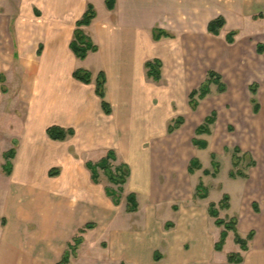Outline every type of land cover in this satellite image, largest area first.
<instances>
[{
  "label": "crops",
  "instance_id": "0c3cea01",
  "mask_svg": "<svg viewBox=\"0 0 264 264\" xmlns=\"http://www.w3.org/2000/svg\"><path fill=\"white\" fill-rule=\"evenodd\" d=\"M253 2L255 0H117L115 8L109 10L106 0H0V144H6L2 140L6 130L8 135L12 130L15 133L22 131L23 135L22 141L15 145V137L11 136L8 148L0 146V163L3 165L0 178L8 194L10 215L0 217L7 222L5 226L0 223V232H4L0 239V264H59L69 251L66 249L68 242L84 227L94 224L95 228L88 230V234H80L84 235L77 249L80 257L89 234L93 235L99 226L103 229L109 225L115 227V212L126 210L128 215L137 217L141 199L146 206L143 221L153 225L155 231L154 246L148 253L152 262H214L195 261L192 256L196 246L189 255L182 251L184 242H194L193 238L189 239L194 231L188 226H195L199 217L205 222V218L193 210L185 209L184 212L181 208L176 212L174 204L193 200L201 183L206 187L202 181L194 184L193 176L200 171L189 174L191 161L197 159L193 154L196 138L188 142V134L184 131L188 122L183 115L189 111L190 94L203 85L209 71L223 75L224 82L225 66L231 68L237 62L242 64L254 42L260 55L258 46L262 44L258 40L264 35L262 38L260 34L256 36L259 30L251 23L257 16L253 15L257 10ZM89 5L95 8L97 15L90 26L81 30L98 51L79 60L70 46L77 23ZM219 17L225 19L226 25L219 37H213L208 27ZM156 29L173 38L155 41ZM233 31H238L239 35L235 43L229 45L226 36ZM153 61L162 63L159 82L147 75L146 64ZM78 70L91 74V84H83L73 77ZM101 73L106 79L105 95L112 108L110 115L105 114L102 100L96 93ZM14 81L17 89L12 92L9 84ZM3 87L7 92H3ZM214 87L217 86H211ZM250 87L249 102L252 105ZM230 91L227 87L226 93ZM234 95L238 99V92ZM208 97L192 113L201 112V103ZM256 98L260 112L255 114L252 107L258 116L264 113L260 88ZM234 104L237 105L238 100ZM19 109L22 118L16 116ZM205 116L194 134L209 117ZM178 118H183L184 124L169 134V127ZM52 127L72 129L75 135L62 142L54 141L47 134ZM212 127L211 135L203 136L211 137ZM202 141H206L209 148V142ZM13 149L16 154L11 161L12 174L8 176L5 157ZM110 152L116 155V161L112 162L114 168L126 165L129 169L119 206L107 196L106 189L111 187L94 184L87 168L88 163H98ZM133 154L140 157L138 165L131 166ZM252 169L255 168L245 172L247 179L232 180L246 184L251 203L260 206L256 212L252 205L253 210L250 207L248 215L259 218L260 222L246 223L244 230L248 235L254 231V240L249 243L248 251L240 248L233 254L243 257L242 264H264V173H251ZM55 171L59 175L51 177L50 173ZM100 174L107 178L104 172ZM219 176L220 173L216 178L208 177L218 180ZM19 184L32 188L33 201L24 205L19 202ZM118 189L119 186L114 190ZM125 191L128 196L136 195L139 204L136 213H128V201L125 207L122 200ZM209 197L208 194L207 199ZM165 207L172 208L176 220L162 224L159 213ZM81 210L82 214L78 215ZM237 219L239 232L243 227ZM169 224L175 226L173 233L167 228ZM70 229L71 237L64 238ZM122 237L119 238L125 243V236ZM208 240L212 241L209 237ZM209 242L208 250L213 259ZM109 243L106 254L113 247V243ZM46 247L50 248L47 252ZM225 247L222 252H217L214 246L215 255L224 254ZM77 253L69 264L78 260ZM122 263L126 262L120 258L119 264Z\"/></svg>",
  "mask_w": 264,
  "mask_h": 264
},
{
  "label": "rangeland",
  "instance_id": "374dc122",
  "mask_svg": "<svg viewBox=\"0 0 264 264\" xmlns=\"http://www.w3.org/2000/svg\"><path fill=\"white\" fill-rule=\"evenodd\" d=\"M253 3L257 6V10L254 11L253 15L258 16L259 13H264V0H255ZM38 13L40 14L38 15L40 17L41 12L38 11ZM253 20H251V23H254L259 30L256 36H259L260 34V38H262V35H264V20H254L255 22ZM258 42L264 45V38H262V40L259 39ZM232 54L233 57H237L236 53ZM229 66L230 65H226L223 72L225 74L224 82L231 91L226 94H219L217 91L218 87L211 88L213 89L212 95H210L205 102L201 103L202 110L200 109V114L199 112L192 113L193 111L189 108L188 113H184L183 115L188 122L186 123L188 128L184 129V131L186 130V133L188 134V142L190 143L191 139L196 138L198 140H207L210 144L209 148L205 151L199 150L196 147H194L193 150L194 156L199 159L203 166V170L193 176L194 184H199L201 181L204 182L206 186L205 188L209 192L210 197L204 201L196 198H193V200L189 199L187 202L181 201L184 204H174V210L176 212L180 211L181 208L184 212L185 209L187 211L193 210L196 215L201 214L200 216L205 218L206 223L203 222L204 220L202 217H199L200 219L196 221L197 223L195 226H188L190 230L194 231V233H192V237L189 236V239L193 238L194 242L196 241L197 244L191 241H186L182 245V251L184 254L189 255L196 246L192 258L195 259V261H214L207 264H219L216 262L222 261L223 262L221 264H228L227 258L229 254L240 251V247L234 241V234L229 233L224 254L220 253V256L217 255L218 257L215 255L213 248L219 241L221 233L224 229H220L215 226V219L209 217L208 209L211 203L219 205L225 195L230 196V206H232V210H221L220 219L229 222L232 218H239L241 226L243 227L242 229L241 227L239 228V234L244 239L248 236V232L246 229L244 230V226H247L246 223L258 224V222H260L259 218L248 215L250 207L252 209L254 205L251 203L250 198L247 195L246 184L232 180L230 178V172L234 170L232 157L235 153V148H240L242 151L239 154V157L242 158V162L239 166L240 169L247 172L249 168H255L251 170V173H264V113L262 115L260 113L258 116L253 113V107L249 102L251 96L248 91L251 85L257 84L259 85L258 87L260 88L262 99L264 97V54H257L256 43L254 42L249 50L247 58L242 64L237 62L235 65L236 69L234 68L235 66L231 68ZM237 80L238 82L240 80V83L238 85H234ZM9 87L12 92L16 91V82H10ZM236 92L239 94L238 99L237 96L234 95ZM235 98L238 100L237 105L234 104L235 101L237 102ZM212 111H216L218 114V122L214 127H212V136L197 137L193 133L196 126L200 123L199 121L202 118L206 117L205 115L209 116ZM16 116L17 118H22L23 115L21 109L18 110ZM9 134L10 135H8L7 130L3 132L4 138L2 140L5 141L4 143L8 144H0L3 149L8 148L11 136L15 137V139H13L15 140L13 141L14 145L17 142L19 143L22 141V131L15 133V130H12ZM151 147L152 146H150L149 149H152ZM212 154L217 155V161L221 165L218 180H214V178L204 175L205 170L213 172ZM139 157L140 155H131L130 165H136L139 161ZM2 159L4 160V158ZM253 162L256 163V167H251ZM0 169L3 170V165L1 163ZM100 184L105 185V187L110 186L113 189H117V186L109 183L108 178H106L103 174H101ZM133 185L134 182L133 184H130V188L133 187ZM133 190L134 189H132V192H134ZM18 191V200L23 203V205L27 202L33 201L35 198V195L32 194V188L27 185L19 184ZM128 194L129 193L125 191V197L123 196L122 199L123 202H125V207H127L126 197ZM7 196L8 194L5 190V185L2 183V179L0 178V217L3 218L10 217L7 203L9 199ZM142 200L143 199L139 202L141 211L137 217L128 215L126 210H123L115 212V227H111L109 225L107 229H103L100 226L97 227L96 225L97 228L94 230L95 233L93 235L89 234L86 238V242L80 250V257L79 252L77 253L78 248H76V252L74 253L75 256L77 253L78 260H76L73 264H119L120 258H123L126 263L156 264L152 262L153 259L151 256L150 259L148 258V253L154 246L155 231L153 225H149V223L143 221L146 206ZM257 205V209L259 211L260 206L259 204ZM168 208L169 207H165V209L159 213V222L162 224L176 220V213L172 210V208ZM82 212L83 210L79 211L78 215L82 214ZM83 229H85V227ZM71 230L72 229L66 232L64 238L71 237ZM170 230V232L173 233V231H175V226L171 227ZM88 232L89 231L87 230L85 234H88ZM3 233L0 232V239ZM84 235H80V233H78L76 238H84ZM122 236H125V243H123L124 241H121V238H119ZM208 237L210 240L217 242H209ZM100 238L102 239L99 240ZM75 239L73 238L68 242L66 245L67 250L69 249V245L71 247H76ZM197 240L199 242H197ZM109 241L113 243V247L109 253L111 255L106 254L110 246ZM208 242L210 243L209 247L212 252V256H215L213 259L211 258L208 250ZM198 243H200V245H198ZM50 248H53V246ZM50 248H47L45 251L47 252ZM69 251L72 255V259L75 260L76 257H73V251L71 249H69ZM55 259L56 257L53 260ZM167 259L169 260V257H167ZM180 259L181 258L178 260ZM177 264H179V262H177Z\"/></svg>",
  "mask_w": 264,
  "mask_h": 264
},
{
  "label": "trees",
  "instance_id": "16d2710c",
  "mask_svg": "<svg viewBox=\"0 0 264 264\" xmlns=\"http://www.w3.org/2000/svg\"><path fill=\"white\" fill-rule=\"evenodd\" d=\"M117 0H106V5L109 10H113L115 8ZM96 10L92 5L88 6V10L86 14L83 16L82 20H80L77 23V30L75 32L74 40L71 43V51L75 55V57L79 60H85L90 53H96L98 51L97 46H95L90 39L86 37L84 32L81 30L83 27L90 26L93 20L96 18ZM264 15L260 14L258 16L254 17V20H263ZM226 21L223 17H219L212 22H210L208 27V32L213 37H219L221 35V31L225 28ZM239 35L238 31H233L229 33L226 36V42L229 45H233L235 43L236 37ZM154 40L160 41L162 38H173L171 34H168L164 31H160L156 29L154 31ZM258 53L260 55L264 54V45L258 46ZM147 69V75L149 79H152L155 82H159L162 78V63L160 61H153L148 62L146 64ZM73 77L86 85L91 84V74L88 71L85 70H78L74 73ZM1 82L4 83V79L1 77ZM105 85H106V79L103 73H101L97 79V88L96 93L97 96L102 100V108L106 115H110L112 113L111 105L106 101V95H105ZM216 85L218 87V93L224 94L227 92V86L223 82V78L221 75L214 71H209L207 74V79L203 83V85L198 89L193 91L189 96V105L192 111L196 112L200 106V102L205 100L211 93V86ZM258 85L254 84L250 87V91L253 95V99L251 100V103L254 107V113L258 114L260 112V104L256 98L258 93ZM3 92H7L6 88L3 87ZM217 113L213 112L209 117H207L204 121V123L198 127L195 131V135L197 137L203 136V135H211V127L216 124L217 122ZM184 124L183 118H178L173 122V125L169 127V134L175 133L177 130L181 128V126ZM47 134L50 139L54 141H65L69 137H73L75 135V131L65 130L60 127H52L48 129ZM193 144L195 147H197L200 150H206L208 148V143L206 141L194 139ZM240 148H235V153L233 155V168L230 172V178L231 179H237V178H244L247 179L248 176L245 174L243 170L240 169V164L242 162V158L239 157V154L241 153ZM15 149H13L11 152L6 154V160L7 164L5 166V172L8 176L12 174V164L11 161L15 158ZM212 168L213 172L211 171H204V174L206 176H212L214 178L217 177V175L221 171V165L217 161V155L212 154ZM116 161V155L114 152H110L105 159L98 163H88L87 168L90 170L92 174V181L94 184L100 183V172H104V174L107 176L108 180L111 184L115 186H119L118 191H115L112 188H107L106 193L107 196L112 198L113 203L115 206L120 205L121 201V193H122V187L126 184L127 179L129 178V169L128 167L122 166L114 168L112 162ZM251 167H256V163L253 162ZM203 169V166L201 162L198 159H194L191 161L189 166V174L194 175L197 171H201ZM59 175L58 171L51 172L50 176L55 177ZM203 192V193H202ZM209 192L206 190L204 185L201 183L199 187L197 188V193L195 198L200 200H205L208 198ZM128 201V213H136L139 208V204L137 202V197L134 194H131L127 198ZM230 208V197L228 195H225L222 199V201L219 203V205L215 203H211L209 205L208 213L209 216L212 219H215V225L220 228L224 229L221 233L220 239L218 243L215 245V250L217 252H222L229 233L234 234V241L235 243L240 246L241 250L246 252L248 251L249 243L254 240L255 232L252 231L247 238H242L238 232V219L232 218L229 220V222L220 219V211L229 210ZM255 211L258 212L257 205H254ZM0 223L5 226L7 224L5 219H0ZM173 225H167V228H171ZM95 228L94 224H89L85 227V229L80 231V234H85L86 230H92ZM83 242V239L81 237L75 239V245L76 247L69 246V249L73 251V256H75L76 248H78ZM72 255L70 251H68L62 261L59 264H69L70 259ZM158 260V259H157ZM244 261L243 257L240 254H230L228 256V263L229 264H242ZM126 264V263H122Z\"/></svg>",
  "mask_w": 264,
  "mask_h": 264
}]
</instances>
